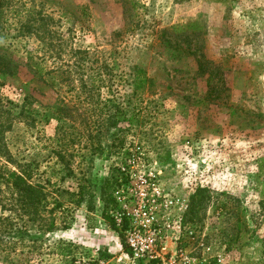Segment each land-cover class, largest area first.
Returning a JSON list of instances; mask_svg holds the SVG:
<instances>
[{"label":"rangeland","instance_id":"rangeland-1","mask_svg":"<svg viewBox=\"0 0 264 264\" xmlns=\"http://www.w3.org/2000/svg\"><path fill=\"white\" fill-rule=\"evenodd\" d=\"M52 1L70 40L45 66L63 65L71 46L100 59L92 73L102 62L115 77L101 99L79 80L52 89L24 65L38 42L0 36V54L20 64L0 78L4 141L16 161L36 165L33 182L68 193L60 199L72 210L29 264H264V0ZM134 69L151 81L131 99L138 119L120 125L126 142L116 154L114 130L100 143L88 134L96 107L132 95ZM26 95L32 123L18 117ZM131 238L148 255L135 256Z\"/></svg>","mask_w":264,"mask_h":264},{"label":"trees","instance_id":"trees-1","mask_svg":"<svg viewBox=\"0 0 264 264\" xmlns=\"http://www.w3.org/2000/svg\"><path fill=\"white\" fill-rule=\"evenodd\" d=\"M56 5L52 0H0V36L34 38L38 42L36 52L28 54L24 65L47 86L56 89L61 83L79 80L83 93L90 99L95 95L101 99V88L110 83L115 75L107 73V66L102 62L97 66V71L92 73L90 67L93 64L98 65L100 59L91 56L88 50L70 46L67 52L68 60L64 61L63 65L52 69L45 66L47 58L55 56L62 60L63 47L67 48L70 40V35L64 38L58 30L60 19L56 21L51 15ZM59 11V18H65L64 9L60 8ZM18 65L20 64H16L4 53L0 54V78L15 76L18 73ZM129 77L132 95L128 98L122 96L120 101L110 98L105 100L100 108L96 107L99 116L94 122L96 131L94 134H88V141L100 143L103 132L114 130L108 139V147L116 154L123 149L126 142L125 132L120 125H132L134 120L138 119L137 106L131 99L151 81L140 69H134ZM30 99L29 95L23 98L18 112V117L27 123H32L33 120L32 113L25 109ZM106 104H111V107ZM4 110L5 105L0 100V116H3L0 117V256L2 264H29L33 252L41 249V244L49 239V235L66 228L67 215L72 210L60 199V196L68 194L67 192L57 189L53 184L50 191V186L33 182L36 165L30 162L21 163L13 158L4 141V133L10 129L9 116ZM58 141L55 139V142ZM61 151L55 150L53 154L58 163L63 164L66 169L70 163H64ZM67 173L70 176L73 172L68 168ZM108 182L105 180L100 189L101 201H105V194L111 188ZM83 194L84 188L78 186L77 194H70L75 197L70 204L78 206ZM59 253L67 254L61 251Z\"/></svg>","mask_w":264,"mask_h":264},{"label":"built area","instance_id":"built-area-1","mask_svg":"<svg viewBox=\"0 0 264 264\" xmlns=\"http://www.w3.org/2000/svg\"><path fill=\"white\" fill-rule=\"evenodd\" d=\"M132 147H135V146H132ZM124 192V189H120L117 191L116 195H115V203H121V199L118 197V194L119 192ZM141 196H144V193H139V196H138V199L141 200ZM120 207V206H119ZM125 206L122 207V210L119 211V216L120 217H128L129 214L127 213V210L124 208ZM136 214H133L132 217H135ZM121 220V218L119 219V221ZM133 230H135V228H133ZM130 236V234H129ZM129 245L130 247L132 248L135 256H140V257H144L146 255H148V253L150 251H148L147 249H145L144 247H141L139 244H138V241H136L134 238H131L129 240ZM98 264H103V263H98Z\"/></svg>","mask_w":264,"mask_h":264}]
</instances>
